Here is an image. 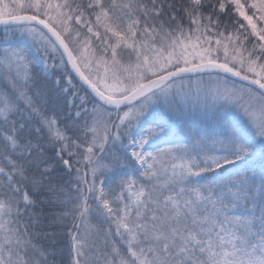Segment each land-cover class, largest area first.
Here are the masks:
<instances>
[{
	"label": "snow or ice",
	"instance_id": "snow-or-ice-1",
	"mask_svg": "<svg viewBox=\"0 0 264 264\" xmlns=\"http://www.w3.org/2000/svg\"><path fill=\"white\" fill-rule=\"evenodd\" d=\"M0 264H264V0H0Z\"/></svg>",
	"mask_w": 264,
	"mask_h": 264
},
{
	"label": "rangeland",
	"instance_id": "rangeland-1",
	"mask_svg": "<svg viewBox=\"0 0 264 264\" xmlns=\"http://www.w3.org/2000/svg\"><path fill=\"white\" fill-rule=\"evenodd\" d=\"M189 111H190V106H189ZM191 115H193V117H195L196 114L195 113H191Z\"/></svg>",
	"mask_w": 264,
	"mask_h": 264
}]
</instances>
